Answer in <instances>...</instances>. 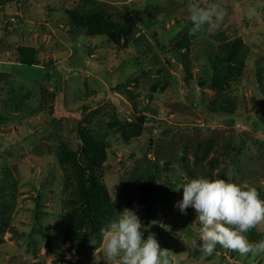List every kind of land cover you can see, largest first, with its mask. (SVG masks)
<instances>
[{"label":"rangeland","instance_id":"1","mask_svg":"<svg viewBox=\"0 0 264 264\" xmlns=\"http://www.w3.org/2000/svg\"><path fill=\"white\" fill-rule=\"evenodd\" d=\"M213 3L224 19L192 34L189 6ZM68 11L103 13L118 40L88 36ZM20 48L35 67L19 64ZM81 135L104 142L95 226L76 182ZM196 178L264 199V0H0V264H111L100 230L125 209L170 264H264L192 247L195 210L174 205ZM245 235L264 240V223Z\"/></svg>","mask_w":264,"mask_h":264},{"label":"clouds","instance_id":"2","mask_svg":"<svg viewBox=\"0 0 264 264\" xmlns=\"http://www.w3.org/2000/svg\"><path fill=\"white\" fill-rule=\"evenodd\" d=\"M188 11L192 34L206 24L218 25L225 15L224 8L216 3L208 7L193 4ZM181 188L183 198L174 207L181 214L193 208L195 222L200 225L198 238L192 240L194 249L208 256L213 255L218 245L241 255L264 254V240L252 243L245 235L264 223V199L256 187L224 179L196 178ZM141 228L139 216L125 209L118 219L100 230L101 258L111 264H170L169 251L161 249L155 234L150 233L144 240ZM91 242L95 245L94 240Z\"/></svg>","mask_w":264,"mask_h":264},{"label":"trees","instance_id":"3","mask_svg":"<svg viewBox=\"0 0 264 264\" xmlns=\"http://www.w3.org/2000/svg\"><path fill=\"white\" fill-rule=\"evenodd\" d=\"M67 16L75 26L85 28L88 36H106L109 40L115 42L118 40V27L107 21L103 13L79 15L75 11H68ZM237 49L236 46L234 48L230 47L231 57L234 58L233 55ZM17 57L19 64L22 66L31 68L36 66V54L30 48H20ZM80 142L81 159L78 160V163L81 173H79L76 182L79 183L78 193L82 206L81 214L86 216V221L91 220L89 224L95 226V212L99 206L108 204V198L103 187L94 179L96 172L100 169V162L104 158V142L84 135H81ZM65 191L66 198H68L64 201V210L68 214L64 216L63 220V237L65 241H70L72 240L70 238L73 225L72 219L69 217L70 207H68V203L71 201L72 193L67 187H65ZM48 244L50 246V243Z\"/></svg>","mask_w":264,"mask_h":264}]
</instances>
